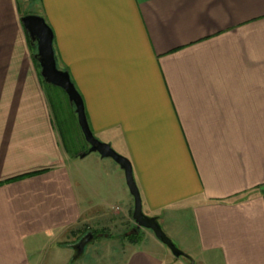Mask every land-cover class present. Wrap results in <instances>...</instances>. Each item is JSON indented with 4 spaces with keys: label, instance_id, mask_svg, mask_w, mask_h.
<instances>
[{
    "label": "crops",
    "instance_id": "crops-1",
    "mask_svg": "<svg viewBox=\"0 0 264 264\" xmlns=\"http://www.w3.org/2000/svg\"><path fill=\"white\" fill-rule=\"evenodd\" d=\"M28 1L0 0V264H74L90 227L110 257L107 228L134 198L115 161L65 151ZM32 14L96 138L131 162L144 214L195 264H264V0H40ZM128 243L119 264H187Z\"/></svg>",
    "mask_w": 264,
    "mask_h": 264
},
{
    "label": "water",
    "instance_id": "water-1",
    "mask_svg": "<svg viewBox=\"0 0 264 264\" xmlns=\"http://www.w3.org/2000/svg\"><path fill=\"white\" fill-rule=\"evenodd\" d=\"M21 21L28 37L34 43L33 46L37 48L35 58L40 65L42 79L45 83L63 90L71 106L75 108L79 127L85 141L89 145V149L85 153L80 154L79 157L97 153L104 159H112L115 161L125 172L127 186L134 198L132 218L136 223V228L152 231L155 237L166 245L175 257L187 258L191 264H195L194 260L180 250L166 235L156 218L148 217L144 214L141 194L134 178L132 164L128 158L117 153L110 144L101 142L94 135L87 119L81 94L73 83L70 74L58 67L54 50V33L45 19L39 15L30 14L22 17ZM93 238V234H88L75 245L77 256H81L84 253L86 246Z\"/></svg>",
    "mask_w": 264,
    "mask_h": 264
},
{
    "label": "rangeland",
    "instance_id": "rangeland-1",
    "mask_svg": "<svg viewBox=\"0 0 264 264\" xmlns=\"http://www.w3.org/2000/svg\"><path fill=\"white\" fill-rule=\"evenodd\" d=\"M22 10H24L26 15L32 14L33 11L39 12L40 0H29L25 4H22ZM39 70L41 72V69ZM48 93L50 96L54 118L59 127L64 149L72 158H76V156H79L87 150L88 144L85 141V138L79 127L75 109L71 106L66 93L61 89H55L51 87L49 88ZM75 161L79 164L80 158H76ZM135 226V221L132 220L131 216L129 215V220L123 221L120 226L107 228L109 229L107 233H110L115 237L114 245L115 249H117L113 250L114 252L112 255H110V257L107 256V254L110 253L109 248H103V244H99L97 242V236L100 235L101 229L103 227H90V229H84V231L81 233L80 239L77 240V244L83 237L92 232H94L96 238L95 240L93 238L91 241L92 243L90 242L87 245L85 251H88V254L77 256L76 258L78 259L74 262V264H119L117 258H119V254H121L120 252L124 251V247H127L129 244L125 235L133 233ZM79 228H81V230L83 229V227ZM76 237L78 238L77 235H74L73 238ZM117 240H120L121 244H117ZM137 244H139L141 248L155 252L157 254H161V251L170 253L168 247L160 242L155 237L154 233L148 229H141L140 239ZM174 244L178 247L176 243ZM97 253L102 255L105 254V256L101 259L97 256ZM184 259L186 260L187 264H191L190 260L187 258ZM59 261L60 260H58V264Z\"/></svg>",
    "mask_w": 264,
    "mask_h": 264
},
{
    "label": "trees",
    "instance_id": "trees-1",
    "mask_svg": "<svg viewBox=\"0 0 264 264\" xmlns=\"http://www.w3.org/2000/svg\"><path fill=\"white\" fill-rule=\"evenodd\" d=\"M28 39H29V42H30V46H31V48H32V50L34 51V55H36L37 54V48L35 47V46H33V42L31 41V39L28 37ZM36 64H37V67H38V69H41L40 68V65L38 64V61L36 60ZM41 80H42V83L44 84V86H45V88L47 89V91L49 90V88H55V89H59V88H57V87H54V86H52V85H49V84H47V83H45V81L42 79V77H41ZM63 91V90H62ZM75 109V108H74ZM82 132V131H81ZM88 149H89V145H88ZM78 156H76V158H77ZM140 232H141V229H137L136 228V226L134 227V229H133V233H131V234H129V235H126V238L129 240V242L130 243H132V244H137L138 243V241H139V239H140ZM90 234H93V236L95 237L96 235L94 234V232H92V233H90ZM86 235V234H85Z\"/></svg>",
    "mask_w": 264,
    "mask_h": 264
}]
</instances>
